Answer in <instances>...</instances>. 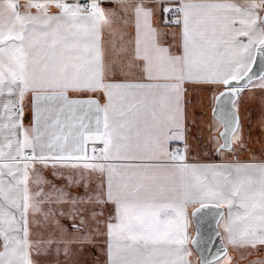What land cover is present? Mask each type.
<instances>
[{"label": "snow or ice", "instance_id": "1", "mask_svg": "<svg viewBox=\"0 0 264 264\" xmlns=\"http://www.w3.org/2000/svg\"><path fill=\"white\" fill-rule=\"evenodd\" d=\"M257 93L264 0H0V264H264Z\"/></svg>", "mask_w": 264, "mask_h": 264}, {"label": "crops", "instance_id": "2", "mask_svg": "<svg viewBox=\"0 0 264 264\" xmlns=\"http://www.w3.org/2000/svg\"><path fill=\"white\" fill-rule=\"evenodd\" d=\"M208 96L211 93H207ZM259 93H257V99L251 100L249 96H245L240 105V114L242 123L244 125V134L245 137L251 136V147L252 154H242V160H252L255 157L256 160H259L261 157V143H264V133H261L260 129L256 126V119L259 115ZM251 112V116H248V113ZM202 114L205 119L211 117V110L207 102L205 103L203 112L201 113L198 110V115ZM176 145H174L175 147ZM195 156L196 154L193 153ZM202 161L206 162H219V158L216 156L207 155L204 151H201L200 157ZM79 259L83 262V264H95L97 259L102 260L103 257L100 255L98 251H88L79 256Z\"/></svg>", "mask_w": 264, "mask_h": 264}, {"label": "water", "instance_id": "3", "mask_svg": "<svg viewBox=\"0 0 264 264\" xmlns=\"http://www.w3.org/2000/svg\"><path fill=\"white\" fill-rule=\"evenodd\" d=\"M217 246H219V245L217 244Z\"/></svg>", "mask_w": 264, "mask_h": 264}]
</instances>
